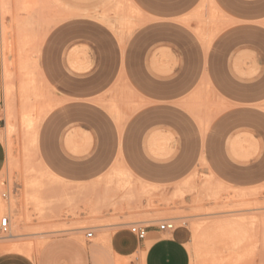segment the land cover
<instances>
[{"label":"rangeland","instance_id":"rangeland-1","mask_svg":"<svg viewBox=\"0 0 264 264\" xmlns=\"http://www.w3.org/2000/svg\"><path fill=\"white\" fill-rule=\"evenodd\" d=\"M164 26L169 36H175L173 26L182 28V43L152 32ZM263 56L264 0H0V138L7 152L0 200L10 205L12 219L0 235L14 233L0 242V254L18 246L27 248L17 252L36 253L49 238L42 224L71 207L48 149L58 145L63 156L75 158L88 154L91 138L67 130L93 117L85 106L114 125L117 153L128 124L154 108L145 152L155 159L185 155L192 164L186 177L147 191L157 213L142 219L172 220V232L183 231L189 264H264V175L245 178L264 171V135L255 132L264 124V93L256 100L263 109H252L227 96L212 75L217 69L233 86L264 92ZM132 73L156 86L187 82L174 97H146ZM86 91L98 95L75 96ZM161 107L183 111V136L166 122L171 114L157 112ZM246 110L263 116L235 121ZM222 119L227 124L218 127ZM215 158L226 172L217 170ZM125 180L120 189L130 186ZM238 216L250 222L233 233L227 222ZM82 226L97 229L91 240L106 233L100 222Z\"/></svg>","mask_w":264,"mask_h":264},{"label":"crops","instance_id":"crops-1","mask_svg":"<svg viewBox=\"0 0 264 264\" xmlns=\"http://www.w3.org/2000/svg\"><path fill=\"white\" fill-rule=\"evenodd\" d=\"M214 7L217 8V5ZM172 28L175 36H169L170 27L165 26L155 28L152 32L162 35L161 39L167 40V43L178 45L182 43L181 35L185 31L176 26ZM202 51L204 53L205 50ZM203 61L205 67L206 58ZM206 70L207 68H204V71ZM215 70L212 74L214 80L221 82V88L227 96L236 98L239 103L251 105L252 109L262 108V104L256 100L262 97L264 92H249L248 88L233 86L219 70ZM132 77L133 81L143 87L142 91L146 97H174L179 94L178 84L187 82L183 77L176 80L172 86L159 84L156 86L154 80L147 76L132 73ZM97 95L98 92L86 91L75 96ZM85 107L93 117L82 122H72V127H68L67 130L73 135L91 138L92 144L88 154L75 158L63 156L58 145H51L48 149L50 169L56 176L65 179L67 193L72 199L71 207H65L64 214L60 208L59 217L42 224L43 227L49 228L45 232L49 238L36 253L32 255L17 251L1 253L0 264H189V252L183 241L182 230L167 232L151 224L146 229L145 237L138 239L130 232L128 225L150 221L142 218L153 216L157 213V208L155 200L149 198L147 191L153 187L167 186L171 181L186 177L192 160L187 159L185 155H177L172 159H155L152 154L145 152L144 143L148 140L150 127L154 125L153 117H149V114L154 112V108L146 109L142 115L128 124L120 143L122 153H117L119 146L114 125L102 120L97 108ZM108 111L114 116L115 106L110 105ZM157 112L171 114L166 122L175 125L181 136L185 134L183 111L175 107H161L157 108ZM236 116L237 122L251 123L263 114L246 110L237 112ZM47 124L49 128L53 126H57L58 130L63 128L61 124L53 122ZM218 124V127H223L227 121L222 119ZM255 132H262L264 135V124L257 127ZM233 141L235 138L230 140V143ZM212 154L216 157V152L213 151ZM6 160V147L0 138V173L5 167ZM213 162L218 167L217 170L227 171L222 168L224 166L217 158L213 159ZM263 175L264 171L248 173L245 178ZM125 179H129L130 186L120 189L119 185L124 183ZM67 209L72 214H67ZM96 222L102 223L101 230L106 233L103 235L100 233L95 240H81L78 234L83 232L82 228L94 227L82 225ZM96 230L94 228V232Z\"/></svg>","mask_w":264,"mask_h":264},{"label":"built area","instance_id":"built-area-1","mask_svg":"<svg viewBox=\"0 0 264 264\" xmlns=\"http://www.w3.org/2000/svg\"><path fill=\"white\" fill-rule=\"evenodd\" d=\"M9 217L3 216L0 219V229L1 231H6L9 226ZM156 224H153L156 226L159 230L170 232L174 229V223L172 220L165 219L162 221H156ZM151 225L150 221H144V222H135L130 223L128 225V228L131 233H133L138 239H143L146 235V229ZM94 228L95 227H84L82 228L84 237L86 240H90L94 236Z\"/></svg>","mask_w":264,"mask_h":264},{"label":"bare ground","instance_id":"bare-ground-1","mask_svg":"<svg viewBox=\"0 0 264 264\" xmlns=\"http://www.w3.org/2000/svg\"><path fill=\"white\" fill-rule=\"evenodd\" d=\"M33 3L35 2V1H32ZM29 3V1H27V7H28V4ZM31 4V3H30ZM32 5V4H31ZM33 6H34V4H33ZM29 8H30V5H29ZM33 9V8H32ZM32 121H34L33 119H31V118H27V117H25V122L27 123V125L28 126H30L29 128H31V125H32V129H34V127H33V124H32ZM33 134H34V132H33ZM32 134V135H33ZM12 207V206H11ZM6 208H7V216L9 217V221L10 220H12L11 219V214H10V205H7V207H6V204L4 203V202H2L1 200H0V213H3L4 212V210H6ZM14 208V207H13ZM13 208H12V210H13ZM227 219V218H226ZM248 220H250V217H239L238 216V218H232L230 221L229 220H227V221H229V222H227V225L230 227V229L233 231V233H240V232H243V225H245V224H247L248 222H250V221H248ZM248 221V222H247ZM220 222V221H219ZM10 223V222H9ZM226 223V222H225ZM226 225V226H227ZM13 236H14V233H12V232H10L9 234H1L0 235V242H4V241H8V240H10L11 238H13ZM36 242H38V241H36ZM44 243V242H43ZM43 243H40L39 244V247H38V249L42 246V244ZM29 244V243H28ZM32 244H34V243H32ZM37 244V243H36ZM16 245H18V244H16ZM22 245V244H21ZM23 246V245H22ZM25 246H27V244L25 245ZM34 246V245H33ZM27 248V247H26ZM26 248H24V246L23 247H13V249L16 251H21V250H23V251H25L24 249H26ZM29 250V249H28ZM34 250V249H33ZM35 251V250H34ZM27 252V255H28V251H26ZM2 253H3V251H2ZM25 253V252H24Z\"/></svg>","mask_w":264,"mask_h":264}]
</instances>
